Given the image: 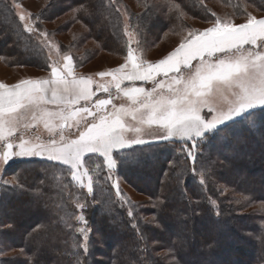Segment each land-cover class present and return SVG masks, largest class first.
I'll use <instances>...</instances> for the list:
<instances>
[{
    "label": "snow or ice",
    "instance_id": "obj_1",
    "mask_svg": "<svg viewBox=\"0 0 264 264\" xmlns=\"http://www.w3.org/2000/svg\"><path fill=\"white\" fill-rule=\"evenodd\" d=\"M114 2L109 0V6ZM0 5V14L17 17L18 27L37 42L40 54L47 50V59L51 60L52 50L59 49L48 32L36 26L38 17L25 11L17 0H0ZM147 9H167L170 17L185 14L176 0H163ZM123 25L124 63L97 73L100 78L111 77L106 83L95 82L93 87L91 76L74 75L69 54L62 56V65L48 64L50 75L46 79H22L12 85L0 83V186L24 187L18 174L5 178L7 166L15 158L42 157L53 162V167L64 166L62 174L67 182L61 191L80 210V214L68 217L76 223L65 226L77 234L79 242L73 247L85 256L92 230L83 215L86 204L79 197L73 198L70 187L86 189L88 195H93L94 183L99 182L96 178L102 172L111 181L118 167L137 162L125 155L127 150L157 140L178 141L179 151L195 164L199 143L210 134L226 143L235 125L254 123L256 110L264 111V16L258 18L249 12L242 23L216 18L210 27L189 30L177 47L156 62L135 54L132 45H139L136 37L142 29L137 26L135 32L130 31L127 16ZM149 83L151 87H145ZM101 92L107 97L97 95ZM118 100L123 102L117 104ZM40 124L47 130L48 138H26ZM93 157L101 161L95 168L89 167ZM192 171L196 172L195 167ZM207 174L205 166L200 173V185H205ZM112 187L128 203L119 182L114 181ZM127 215L134 219L131 209ZM13 227L7 224L0 228V258L8 255L4 243L7 232L2 229ZM40 231L39 226L33 228V232ZM145 239L141 235V240ZM23 254L21 249L20 255ZM0 264H14V258L0 259ZM77 264L84 261L78 259ZM144 264L179 262L168 251L157 253L156 258Z\"/></svg>",
    "mask_w": 264,
    "mask_h": 264
},
{
    "label": "trees",
    "instance_id": "obj_2",
    "mask_svg": "<svg viewBox=\"0 0 264 264\" xmlns=\"http://www.w3.org/2000/svg\"><path fill=\"white\" fill-rule=\"evenodd\" d=\"M219 1L226 4L239 0ZM44 2V7L35 15L39 21L49 23L67 16L61 22L63 32L74 25L84 27L85 31L75 34L67 47L79 65L78 69L99 51L110 55L126 53V38L123 37L125 16L130 21L131 31L135 32L137 26L142 29L136 37L141 47L160 42L166 33L181 27L183 18L204 20L212 13L206 4L208 0H176L185 13L179 17H170L167 9L148 11L147 6L163 3V0H115L111 6L109 0ZM40 23L36 22V26L42 29ZM18 24L14 15L0 14V59L10 67L42 70L44 53L38 52L37 42L23 33ZM88 41L97 49H81ZM76 51L82 59L75 56ZM242 141L246 142L245 139ZM231 143L229 140L223 143L216 138L208 139L202 143V154L197 159L201 165L188 160L182 168L180 157L170 158L172 150L169 145L128 150L125 155L137 163L124 165L125 169L117 168L116 172L124 173L129 186L149 202L125 206L114 202L111 181L95 190L85 200L83 215L93 236L99 237L96 244L104 246L107 252L93 248L91 237L86 256L82 250L73 247L79 242V237L65 226L66 223L75 224L68 217L80 214V211L78 213L57 183L56 178L61 180L59 175H63L64 167H53L52 162L45 160L16 163L9 170L19 172L24 187H4L2 192L5 193L0 198V228L14 225L12 229H2L7 232L4 240L6 250L13 254L0 259L14 258V264H77L78 259L84 264H98L96 258L99 257L105 259L106 264H144L156 258L157 253L171 251L179 264H264V214L242 213L251 205L264 202V163H257L251 176L246 164L236 165L226 155L217 154L215 158L208 153L222 146L231 152ZM204 153H208L206 158ZM95 159L100 161L97 157ZM171 162L178 169L168 167ZM227 164L238 168V178L232 182L227 181ZM205 166L208 174L202 186L196 176ZM193 167L197 173H193ZM100 176L106 179V173L102 172ZM142 177L144 181L145 178L148 180L146 184ZM218 184L226 189V193L221 192ZM211 199L217 203V209L209 201ZM129 209L134 219L127 215ZM221 222L232 229L231 236L218 229ZM132 224H136L139 231ZM37 226L41 231L33 232ZM167 232L172 236L166 237ZM246 233L250 238L245 236ZM141 235L146 239L141 240ZM21 249L24 250L23 255H20Z\"/></svg>",
    "mask_w": 264,
    "mask_h": 264
},
{
    "label": "rangeland",
    "instance_id": "obj_3",
    "mask_svg": "<svg viewBox=\"0 0 264 264\" xmlns=\"http://www.w3.org/2000/svg\"><path fill=\"white\" fill-rule=\"evenodd\" d=\"M208 1L209 2H206V4L210 7V11L212 13H215V16H213L212 13L209 12L210 14L208 15V18L204 19V20H199V19H196L193 17L183 18L184 21H183L181 27L176 29V30H173V32L166 33L160 42H157V43L152 44V45L144 44V46H141V47L134 43L132 46L136 49L135 54L140 59H143L145 61L156 62L159 59H162L169 52H171L175 47H177L179 45V43L181 42V40L185 36H187V33L189 30H203L207 27H210V26H212V21L216 18H220L221 20L231 21L234 23H242L246 19V15L249 12L256 15L258 18H260L261 16H264V0H252L251 2H247L245 0H239L237 3L228 2L226 4H222L219 0H208ZM17 2L22 4L23 9L25 11L32 13L33 17H35V15L38 13V11L44 7V3H45L44 0H17ZM130 5L133 9L134 5H132L131 3H130ZM133 10L135 11V9H133ZM66 17L63 16L60 19L49 22V23H46L44 21H39V20L36 21V22H41L40 23L41 27H42L41 30L48 32L49 39L55 45H57L58 49H59V51H57L56 49L52 50L51 60L47 59L48 52H47V50H45V52L43 54L44 57L42 59V62H43L42 68L43 69L41 70L39 68H30V67H10L9 65H5L2 61V59H0V83L12 85V84L17 83L19 80H22V79L46 78L48 73H50V68L48 67L49 63L56 62V63H60L62 65L64 63V61L62 59V56L64 54L71 55L72 60H73V56L71 54V51L69 50V48L67 49V47L72 42V40L76 37L75 34L83 33L85 31V29H84V27H82L80 25H74L67 32L66 31L63 32L60 27H61V22ZM64 46H66V47L64 48ZM84 48L85 49H93V50L97 49L95 44H93L90 41L86 42L82 46L81 49H84ZM125 55H126V53L123 55H110L106 52L99 51L93 57H91L89 61L85 60V64H83V66L80 67L79 69L77 68L79 65H77L75 60H73V73L76 74V73L80 72V74H82L84 76H91L92 78H94V76H96L97 73H99L101 71H108V70L116 68L120 64L124 63ZM75 56L79 57L80 53L76 51ZM80 58L82 59L81 56L79 57V59ZM195 63H196V61H193V64H195ZM45 69L48 71H46ZM110 79H111V77H105V78H102L101 80H104V82L106 83ZM139 83L140 82H137V84H139ZM125 84H128V82L125 81ZM145 87L150 88L151 84L149 83V84L145 85ZM112 91L114 92V88L112 89ZM97 95L100 96L101 98L107 97V94L102 93V92L97 93ZM115 102L117 104H119L123 101L118 100ZM252 120L254 121V123L245 122L244 124L235 125L233 127V130L231 132H229L228 140L230 141V143L232 142L231 146H230L232 153L228 152L224 146L219 147V149L213 148V149L209 150L210 152L208 151V153H210L214 157L217 154L226 155L227 157H229L228 159L233 161L236 165L237 164L238 165L246 164V168L248 169V172H249L248 174L251 176L254 173V172L252 173V169L255 167V165L257 163H260V164L264 163V111L257 109L256 115H255V117L252 118ZM40 126L42 127V129ZM259 127H261L260 129L263 133L260 131ZM35 129H36V131L32 129L28 133L26 138H29V137L34 138L37 135H39L42 140H46L48 138L47 130L43 128L42 124H40ZM247 136H249V137L247 138ZM211 138H213V137L210 134L209 138H207L204 141H201L199 143V146L196 150L197 155H196V161L195 162H197L198 156H200L202 154L201 153L202 143H205L208 139H211ZM244 139L246 142L241 143V142H243L242 140H244ZM159 144L160 145L161 144L162 145H169V148H171V150H172L170 158L174 159L175 157H180L181 168L183 165L187 164V161L189 159L187 158V156L184 153L179 151V142L178 141L157 140L151 144L134 146L133 150L144 148L147 146H152V145H159ZM173 146L176 147V150L173 149ZM129 150H131V149H129ZM208 153H206V154L204 153L205 158L208 155ZM95 158L93 157L89 161V167L95 168L96 164L101 162ZM36 159H37L36 157H19V158L13 159L9 163V165L7 166L5 178H10L13 175H17V173H14L13 170H9L11 166L15 165L16 163L30 162V161L36 160ZM197 164H198V166H200L201 162H197ZM168 167H170L171 169H173V168L178 169V167L174 166L172 162H171V165H168ZM225 167H226V171L229 172V174L227 176V181L230 180V182H232V180H235L236 178H238V175H237L238 168L235 169L234 166H231L228 164ZM119 168L125 169L124 165H121L120 167H118V169ZM202 170H203V168H201V171ZM151 172H152L151 174H153L154 171H151ZM196 173H197V171H196ZM18 175H19V172H18ZM59 177L61 178V180H59L57 178H56V180H57L58 185L62 186L63 183L67 182V180H66L64 175H62V176L59 175ZM50 178L48 180H50ZM96 179H98L99 182L94 183V191L97 190L100 186H105L104 185L105 182L110 181L107 179H103L101 176H99ZM196 179L199 180L200 175H197ZM145 180L146 181H144V178H143L142 182L147 183L148 180L146 178H145ZM51 181H52V178H51ZM114 181L119 182L120 191L124 196V200H126L128 203H124V201H122L116 195L115 188H113V191H112L114 202H117L118 204L125 206L128 204L146 203L148 201V199L145 196L140 195L139 193L134 191V189H132L129 186L124 173L119 174L115 170V172L113 173V180H111V185ZM262 184L264 185V183H262ZM217 187L221 190L222 193L223 192L226 193L225 188L221 184H218ZM53 188H55V187H52V189ZM3 190H4V186H0V191H1L0 192V198L3 197L2 195L5 193V192L4 193L2 192ZM70 190L74 194L73 198L79 197L80 201L82 203H85V204H86L85 200L88 197L90 198L92 196V195L87 194L86 189L80 190V189L75 188V187H70ZM234 197H235V199L238 198L237 196H234ZM209 201L212 203V199ZM262 204H264V202L253 204V205H251V207L249 209H244L242 211V213H253L254 212L255 214L263 215L264 211H261V205ZM213 206L217 209V203L216 202H215V204H213ZM42 209H44V207H42ZM77 211L79 213L80 210L77 209ZM104 213H105V211L102 212V214H104ZM245 226H246V228H248V224ZM228 228H230L229 225L227 223H224V222H221L220 227H218V229L221 232H223L224 234H226L228 236L229 235L231 236V230L232 229H228ZM218 229H216V230L218 231ZM165 234H166V237L172 236V234H170L168 232ZM245 236L249 237L250 235H248L246 233ZM91 237H92L91 242L94 245L93 248H98V249L100 248L101 251L106 253L107 251L105 252L104 246L101 247V246H98L96 244L97 238H99V237L93 236L92 233L90 235V238ZM110 244H111V241H110ZM113 244H114V242H113ZM245 246H246V244H245ZM249 248L252 249V251H255V250H253V247L252 248L249 247ZM11 254H13V253H8V255L3 257V258H7ZM169 259H171V258L169 257ZM96 260L99 262L98 264H106L105 259L98 257V258H96Z\"/></svg>",
    "mask_w": 264,
    "mask_h": 264
},
{
    "label": "crops",
    "instance_id": "obj_4",
    "mask_svg": "<svg viewBox=\"0 0 264 264\" xmlns=\"http://www.w3.org/2000/svg\"><path fill=\"white\" fill-rule=\"evenodd\" d=\"M49 75H50V73H48V75H47L46 78H48ZM74 75H76V76H84V75L80 74V72H78V73H76V74H74ZM84 77H88V76H84ZM46 78H37V79H46ZM34 79H35V78H34ZM93 79H94L93 87H95V82L105 83L104 80H101L102 78H100L98 75L94 76ZM50 107H51V106H50ZM40 127H41V126H40ZM41 129H42V127H41ZM33 130L36 131V129H33ZM47 135H48V133H47ZM36 158H37L36 160H45V161H48L47 159L42 158V157H36Z\"/></svg>",
    "mask_w": 264,
    "mask_h": 264
}]
</instances>
